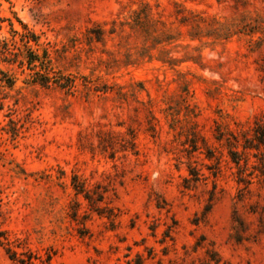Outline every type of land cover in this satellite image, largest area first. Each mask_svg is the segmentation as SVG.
Here are the masks:
<instances>
[{
  "label": "rangeland",
  "instance_id": "rangeland-1",
  "mask_svg": "<svg viewBox=\"0 0 264 264\" xmlns=\"http://www.w3.org/2000/svg\"><path fill=\"white\" fill-rule=\"evenodd\" d=\"M144 4L175 39L173 69L113 67L117 36L88 48L87 30ZM250 19L264 24V0H0V72L14 79L0 84V264H264V189L250 169L237 183L225 143L264 122V34L215 33ZM24 28L77 92L31 84ZM81 77L108 89L86 96ZM73 177L100 187V215Z\"/></svg>",
  "mask_w": 264,
  "mask_h": 264
},
{
  "label": "trees",
  "instance_id": "trees-1",
  "mask_svg": "<svg viewBox=\"0 0 264 264\" xmlns=\"http://www.w3.org/2000/svg\"><path fill=\"white\" fill-rule=\"evenodd\" d=\"M159 24L158 21L153 19L148 5L144 4L137 10L131 11L122 21H112L107 31L99 25L87 30L84 35V40L88 48H90L92 44L95 43L104 45L107 36H117L119 41L122 42V44L118 46L123 52L120 60L111 59L113 67H117L119 64L130 66L147 59V61L155 60L163 66L173 69L176 64L180 63V60L172 58L169 55L171 49H167V47L175 42V39L168 34L167 31L160 30L158 28ZM216 24L218 25V29L215 33L222 34L219 35V37H226L236 32L249 37V42H252L251 38L255 34H264V24L257 20H240L239 24L236 25L219 22H216ZM125 30H127V32ZM24 31L25 32L20 35V41L23 43L26 55H24V59L19 61L18 64L22 66L25 62L27 69L33 72L31 84L38 85L44 89H59L68 94L77 92L76 78L64 76L58 70L57 63L60 57H52L51 53L46 48L41 50V54L32 51L29 44L32 42L37 46L38 37L26 31L25 28ZM14 34L17 35L16 32H14ZM153 51L157 52L155 57L152 55ZM54 53L56 54L57 51ZM19 55L20 53L16 54V56ZM0 74L2 78H6L0 79V84L7 88H11L14 85V79L6 77L3 72H0ZM81 79L83 81L81 93L86 96L89 95L90 92L105 93L108 89V87L97 89L98 87L95 86L94 81L90 77H81ZM223 136L222 133H219V135L215 137L216 141L221 142ZM227 136L228 138L225 139V143L229 148V158L231 163L238 169L237 183L245 185V189L252 184L251 180H247L244 176V173L250 169V172L246 176L249 178L254 176V178L257 179V184L264 189V122L258 119L250 129L239 131L238 134L229 132ZM191 147L193 151L198 149L194 142H192ZM206 158L209 159L211 156L206 155ZM251 158H253L254 161L250 165L249 160ZM189 176H191L192 181L198 180V174L194 169L189 170ZM71 186L75 195H82L90 208L96 210V212H98L97 214L100 215L99 209L96 208V205L103 201V193L98 191L100 187L96 186L94 190H88L84 182H81L76 177H73ZM235 222H237L239 226V231H242V223L237 219ZM5 241V234L0 230V247L4 246ZM214 262L217 263L218 261L216 260Z\"/></svg>",
  "mask_w": 264,
  "mask_h": 264
}]
</instances>
